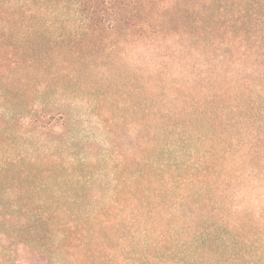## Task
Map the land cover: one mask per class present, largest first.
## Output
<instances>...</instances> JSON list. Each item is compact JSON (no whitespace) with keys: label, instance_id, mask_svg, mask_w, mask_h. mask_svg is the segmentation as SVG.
I'll use <instances>...</instances> for the list:
<instances>
[{"label":"trees","instance_id":"1","mask_svg":"<svg viewBox=\"0 0 264 264\" xmlns=\"http://www.w3.org/2000/svg\"><path fill=\"white\" fill-rule=\"evenodd\" d=\"M135 51L134 153L88 194L66 83ZM245 169L264 180V0H0V264H264V213L224 203Z\"/></svg>","mask_w":264,"mask_h":264},{"label":"rangeland","instance_id":"2","mask_svg":"<svg viewBox=\"0 0 264 264\" xmlns=\"http://www.w3.org/2000/svg\"><path fill=\"white\" fill-rule=\"evenodd\" d=\"M134 53L136 51L130 58L118 56L115 59L116 64L110 70L99 68L88 70L93 85L85 81L86 73L80 76L78 81L66 83L80 95L79 99L72 103V108L77 112V118L81 123L80 127H77L80 132L79 138L82 137L81 140L85 143L75 149L76 158L70 159L68 154L66 158L67 163L77 165L79 159V162L88 166L89 172L85 171L83 166L79 169L85 180L89 178L91 182H95L92 184L93 188L87 191L88 194L96 195L98 190L103 191V188L108 191V187L113 186L115 166L126 161L121 158V154L134 153V139L138 135L142 116H136L133 111L142 100L132 95L134 83H131V80L143 66L141 56ZM176 81L184 85L188 92L193 89L195 83L206 86L203 78L196 79L191 72ZM117 85L120 88L117 89L116 95L107 90L117 88ZM91 89L93 91H90ZM108 92L111 95H108ZM82 94L88 97L84 99ZM165 105L167 109L170 108L169 104ZM84 159L86 162L82 161ZM245 170L244 177L240 179L241 186L225 197L224 203L227 209L237 214L240 212L259 216L264 213V180L259 174L253 176L250 170Z\"/></svg>","mask_w":264,"mask_h":264}]
</instances>
